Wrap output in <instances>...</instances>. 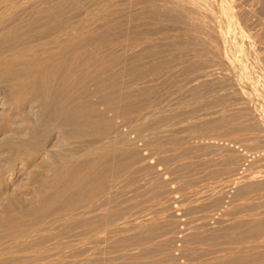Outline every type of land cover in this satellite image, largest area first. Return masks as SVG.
I'll use <instances>...</instances> for the list:
<instances>
[{
	"label": "rangeland",
	"instance_id": "1",
	"mask_svg": "<svg viewBox=\"0 0 264 264\" xmlns=\"http://www.w3.org/2000/svg\"><path fill=\"white\" fill-rule=\"evenodd\" d=\"M0 264H264V0H0Z\"/></svg>",
	"mask_w": 264,
	"mask_h": 264
},
{
	"label": "bare ground",
	"instance_id": "2",
	"mask_svg": "<svg viewBox=\"0 0 264 264\" xmlns=\"http://www.w3.org/2000/svg\"><path fill=\"white\" fill-rule=\"evenodd\" d=\"M224 3H225V2H224ZM230 9H231V8H230ZM227 21H228V20H227ZM231 25H232V24H231ZM231 25H230V26H231ZM253 33H254V32H253ZM262 34H263V33H262ZM247 36H248V35H247ZM243 42H244V41H243ZM248 43H249V42H248ZM243 44H244V43H243ZM255 55H256V54H255ZM257 78H258V77H257Z\"/></svg>",
	"mask_w": 264,
	"mask_h": 264
}]
</instances>
